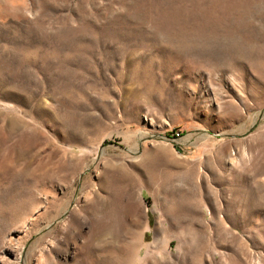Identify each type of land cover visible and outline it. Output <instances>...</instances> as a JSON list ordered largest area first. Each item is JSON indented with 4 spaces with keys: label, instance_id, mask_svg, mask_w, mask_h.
I'll use <instances>...</instances> for the list:
<instances>
[{
    "label": "rangeland",
    "instance_id": "obj_1",
    "mask_svg": "<svg viewBox=\"0 0 264 264\" xmlns=\"http://www.w3.org/2000/svg\"><path fill=\"white\" fill-rule=\"evenodd\" d=\"M0 264H264V0H0Z\"/></svg>",
    "mask_w": 264,
    "mask_h": 264
}]
</instances>
